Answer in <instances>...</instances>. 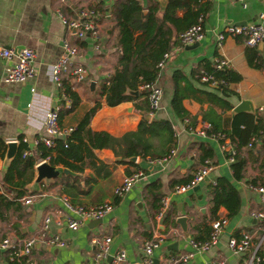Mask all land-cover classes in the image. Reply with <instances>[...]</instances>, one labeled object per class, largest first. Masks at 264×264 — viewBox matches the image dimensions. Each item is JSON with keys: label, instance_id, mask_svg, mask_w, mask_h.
Segmentation results:
<instances>
[{"label": "crops", "instance_id": "1", "mask_svg": "<svg viewBox=\"0 0 264 264\" xmlns=\"http://www.w3.org/2000/svg\"><path fill=\"white\" fill-rule=\"evenodd\" d=\"M113 1L0 0V45L13 49L27 47L34 53V75L20 83L3 82L5 68L14 59L0 60V138L4 143L14 140L17 147L20 137L31 139L44 133L42 119L45 113L53 105L60 104V90L51 80V66L63 54V41L75 46L77 53L71 57V61L85 70V78L79 82L70 76L62 78V82L68 83L70 89L78 95L79 101L71 111L58 118L59 124L73 127L82 114L95 101H99V106L88 120V127L92 131H105L111 136L120 137L125 132L135 130L140 118L148 113L144 111L147 103L143 90L139 89L142 95L136 100L120 102L114 106L106 105L103 97L98 95L99 84L110 76L117 57L113 46L115 30L109 14V6ZM138 1L143 7L148 4V0ZM200 2L197 6L203 15L202 38L189 47L192 44L181 45L173 31L168 41L167 57L154 79V84L162 90V97L159 110L151 114L149 119H165L170 122L175 154L163 164H149L146 156H135L133 162L126 161L125 158L129 163H124L119 162L118 156L111 149H96L93 153L97 169L85 167L81 172L73 171L76 173L74 176L55 178L47 186L40 185L39 191L29 192L25 189L36 195L35 199L26 205L17 200L20 208L8 210L3 218L0 217V242L4 238L10 240V247L0 248V264H109L111 255L118 249L124 250L130 264H140L143 256L141 244L154 232L163 234L164 239L152 251L151 264H166L169 259L190 250L189 239H194L201 233L194 230L193 225L208 224L210 227V222L218 216L224 217V223L216 243L205 251L195 252L187 264H216L219 260H223L224 264H239L242 261L245 253L234 255L226 244L229 237L238 239L242 235H253V239L257 240V236L262 233L264 226L261 225V220L264 217L257 219L252 213L264 212V204L260 201L259 194L250 187L259 185L264 176V172L257 173L262 157L257 156V160L251 162L248 155L243 154V178L235 179L231 174V163L225 160L218 141L187 133L181 119L171 111L170 76L175 70L189 76L202 60L212 62L216 56L223 58L228 62V69L240 76L239 80L225 85L229 91L225 97L231 108L224 109L207 101L184 98L181 105L189 117L194 118L193 125L199 128L202 122H207L202 120V113L221 130L229 129L234 113L252 114L254 119H261L264 123V70L248 65L244 57L246 45L242 43L241 37H226L219 47L214 40L216 33L229 24L259 23L264 27V0H247L245 7L240 6L236 0ZM156 4L158 5L157 2ZM100 8H103V14L98 12ZM158 8L162 10L159 5ZM81 9L92 10L95 14L94 21L99 31L96 40L88 34L77 35V32L68 29L62 22V19H75ZM183 14L184 8L175 11L177 17ZM255 48L264 64V47L258 44ZM241 101L249 111L234 112L233 107ZM209 109L213 112H209ZM254 138L252 143L259 145L260 140ZM197 142L206 143L211 148L213 156L206 161L210 163L211 169L197 189L169 195L168 208L160 220L156 221L154 205L157 202L154 197L160 198L163 194H168L173 185L180 184V180L186 177L191 178L192 172L201 165L197 162ZM35 160L34 165L43 159L35 156ZM1 162L2 159L0 178L4 173H1ZM134 168L141 169L143 176L122 197H116L114 188ZM254 176L259 182L249 184L247 180ZM217 177H224L237 190L239 207L235 214L228 217L226 210L219 206L215 217L210 219L207 185L213 184ZM70 178H76L75 184L79 190L78 193L70 190L71 195L63 192L62 185L57 182L61 179L70 181ZM13 192L14 189L0 183L1 194L9 198ZM61 195L67 196L73 204L91 206L110 202L112 207L99 218V222L83 221L76 230L51 224L47 234L58 236L63 241V246H48L40 241L34 243L28 254H20L21 241L39 230L44 215L63 210ZM67 214L74 217L71 213ZM179 215L187 217L186 236L175 223V218ZM102 236L110 237L108 254L102 259H95L97 247L92 240Z\"/></svg>", "mask_w": 264, "mask_h": 264}, {"label": "trees", "instance_id": "2", "mask_svg": "<svg viewBox=\"0 0 264 264\" xmlns=\"http://www.w3.org/2000/svg\"><path fill=\"white\" fill-rule=\"evenodd\" d=\"M200 1L165 0V5L161 11L154 0H148L146 7H143L138 0H114L111 3L109 14L112 20V28L115 30L113 46L116 49L117 57L112 73L100 82L98 89V95L103 97L106 105L114 106L120 102L134 101L142 95V92L139 91V85L152 82L156 78L159 70L157 63L169 49L168 41L172 32L175 31L178 34L193 24L197 16L202 14L201 9L197 6L201 3ZM183 8V16L177 17L175 11ZM92 9L97 11L94 7ZM98 12L103 14V8L98 9ZM244 57L249 66L264 70V64L255 46H246ZM200 70L212 75L215 80H224L226 83L235 82L240 78L235 71L225 67L216 69L212 62L207 60H202V63L189 76L179 70L173 71L170 76L172 91L169 107L181 120L188 117L189 124L194 123V118L189 117L182 107L181 100L184 98H191L198 102L207 101L224 109L231 108V104L225 97L229 93L225 85L219 84L217 88H208L206 83L199 81ZM62 90L70 100V108H60L58 118L71 111L79 101L78 95L64 81L62 82ZM98 106L99 101H95L82 114L77 123L71 127L65 143L56 139L54 148H47L39 143L36 147V156L43 160L46 159L51 165H61L71 171L81 172L85 167L96 168L93 153L96 149H111L114 155L118 156L119 162L125 163L124 159L131 156L160 157L173 147V130L170 122L165 119L151 118L146 120L142 116L135 130L125 132L120 137L111 136L105 131H92L88 127V120ZM144 111L147 112V108ZM209 112H213V110L209 109ZM201 118L204 121L207 120L213 131L224 132L228 136L230 144L235 149L234 161L230 164L231 174L235 179L243 178L245 167L243 154H247L251 162L256 161L257 156H261L262 161L258 165L257 173L264 172V123L261 119H254L253 115L248 113H234L231 116L229 129L221 130L211 119H206L205 113H202ZM252 136L260 140L259 145L250 143L247 146ZM195 145L198 149V163L204 164L212 158V150L206 143L197 142ZM25 147V144L18 142L16 153L6 172L0 178L2 185L14 189L12 197L9 198L0 193L1 218L8 210L20 208L17 201L19 197L32 194L28 193L24 186L31 180V171L36 160L33 156L21 155ZM4 149L5 143L0 138V159ZM189 179L190 177H186L180 182L185 183ZM75 180L76 178H70V181L61 179L57 182L62 185L63 192L71 195L70 190L75 193L79 192ZM247 182L256 184L259 181L254 176ZM207 193L210 219L215 217L214 214L219 206L226 210L228 217L236 213L239 207V195L224 177H217L213 184L209 183ZM154 199L157 202L154 208L157 210L160 198L155 196ZM261 225L264 226V218L261 220ZM192 228L201 232L195 236V240L203 241L208 237L210 231L208 224L201 225L198 223ZM244 253L242 259L248 256L250 250H246Z\"/></svg>", "mask_w": 264, "mask_h": 264}, {"label": "built area", "instance_id": "3", "mask_svg": "<svg viewBox=\"0 0 264 264\" xmlns=\"http://www.w3.org/2000/svg\"><path fill=\"white\" fill-rule=\"evenodd\" d=\"M209 1V0H205ZM236 2L245 7L247 0H236ZM60 16V15H59ZM95 14L92 10L81 9L77 17L73 20L62 19V22L68 29H73V32H77V35L84 36L90 35L92 39L96 40L99 31L94 21ZM203 15L199 14L196 21L188 26L183 31L177 34V39L181 45H189L199 41L203 35ZM241 37L242 43L246 46H256L261 44L264 47V27L259 23H247L244 25L229 24L223 27V29L216 33L215 44L219 47L222 41L226 37ZM63 54L52 64L51 66V80L53 84L58 88V100L59 105H53L44 115L42 119L43 134L28 139L25 136L20 137L19 141L26 145L22 150V156L37 155L36 147L39 143L47 148H54L56 139H60L65 143L67 135L71 131V127H63L58 121V110L61 108H70V100L64 94L62 90V78L70 76L74 81L79 82L85 78V70L74 65L71 61V57L75 56L77 50L75 46L69 45L66 41L62 43ZM167 54L164 53L162 58L157 63V67H161ZM14 59L5 68V74L3 77L4 83H20L34 75L33 59L34 53L32 49L23 47L20 49L6 48L0 45V60L8 61ZM212 64L216 69L228 68V62L220 57H214ZM199 81L206 83L211 88H217L219 84L226 85L224 80H215L212 75L205 73L203 70L199 71ZM139 89L145 92V98L147 103V112L151 115L154 114L160 108V102L162 97V90L159 86L152 82L142 83L139 85ZM185 131L189 134H193L200 137H210L218 141L220 150L225 155V160L231 163L234 160L235 149L228 141V137L224 132H215L211 129L208 122H202L199 128L195 125L189 124V118L184 117L182 120ZM255 140L254 137L249 139L250 145ZM63 146H66L63 144ZM175 154V148L171 147L167 153L160 157L146 156L145 159L149 164H163L167 159ZM41 161V160H39ZM211 169L210 163L205 162L198 166L191 174L189 181L185 183L175 184L169 189L168 194H163L159 199V207L155 211L154 218L159 221L163 213L168 208L169 195L184 193L189 189H192L195 185L201 183L206 177L208 171ZM143 176V171L139 168H134L128 174L124 175L121 183L114 188V194L116 197H122L134 183ZM254 189L260 197V201L264 204V198L262 193L264 192V176L261 179L259 185L250 186ZM36 195L28 194L18 198L21 204H29L35 199ZM60 201L62 203L63 210H56L48 212L44 215L39 230L26 238H24L19 245V253L26 255L36 242L42 241L45 245L61 247L63 241L56 235L47 234L48 228L51 224L60 227L65 226L67 229L76 230L83 221L101 218L103 214L108 212L112 205L110 202H101L96 205L82 206L73 204L69 201L67 196L61 195ZM68 213L74 215L71 217ZM252 216L261 219L264 216V212L256 211L252 213ZM224 223V217L218 216L210 222V231L208 237L203 241H197L195 239H189L188 244L190 250L181 253L179 256L169 259L166 264H187L193 254L197 251H205L214 245L221 232L222 224ZM262 233L257 236V240L253 239V235H242L236 239L229 237L227 240V247L234 255H238L246 250H250V253L239 264H264V228ZM164 239V235L158 232H154L147 240L141 244L142 259L140 264H151L152 251L157 248ZM92 242L96 245L97 251L95 252V259H102L107 256L110 243L109 236H102L94 238ZM10 247V240L8 238L2 239L0 242V248L6 249ZM63 264H70L65 262ZM109 264H130L126 258V254L123 249L114 251L111 255ZM216 264H224L223 260H219Z\"/></svg>", "mask_w": 264, "mask_h": 264}, {"label": "water", "instance_id": "4", "mask_svg": "<svg viewBox=\"0 0 264 264\" xmlns=\"http://www.w3.org/2000/svg\"><path fill=\"white\" fill-rule=\"evenodd\" d=\"M160 8H163L165 5V0H155ZM240 25V24H239ZM242 25V24H241ZM195 44V43H193ZM190 45L189 47L193 46ZM188 48V47H186ZM93 86V83H90V87ZM244 102L241 101L238 105L233 107L234 112L238 111H249L246 107H244ZM146 120H149L150 114L144 113L143 116ZM16 141L10 140L5 142V149L2 156V162H1V173L5 172L7 168L10 165L11 160L13 159L15 153H16ZM126 161L133 162L135 160V156H131L125 159ZM76 173L69 170L68 168L64 166L59 165H51L46 159L38 161L35 165L32 167L31 171V180L29 183L25 185V189H27L29 192L31 191H39L40 185L47 186L49 183H52L55 178H61L62 176L71 175L74 176ZM198 185H195L192 189H197ZM262 197L264 198V192L262 193ZM100 219H91L89 222L95 223L99 222ZM187 217L184 215H179L175 218V223L179 225L181 231L184 233V236H186V223ZM242 254V253H241Z\"/></svg>", "mask_w": 264, "mask_h": 264}]
</instances>
